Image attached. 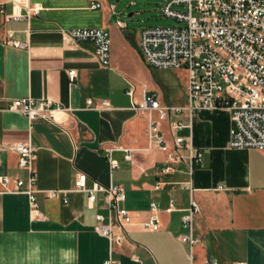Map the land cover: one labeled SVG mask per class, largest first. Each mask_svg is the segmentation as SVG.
Instances as JSON below:
<instances>
[{
  "label": "crops",
  "instance_id": "obj_1",
  "mask_svg": "<svg viewBox=\"0 0 264 264\" xmlns=\"http://www.w3.org/2000/svg\"><path fill=\"white\" fill-rule=\"evenodd\" d=\"M34 6L40 11L27 19H9ZM120 17L112 0H0V177L26 187L29 173L7 146L31 143L39 205L33 217L28 196L7 193L0 183V264H103L108 259L116 264H204L207 259L264 264V150L229 147L232 122L226 109L191 115L187 81L183 94L168 103L149 75L135 74L134 65L151 67L139 53L140 31L133 38L126 26L117 25L124 23ZM82 29L108 33L109 68L99 65L92 41L64 42V32ZM71 70L77 73L73 83ZM151 94L164 106L182 109L160 123L166 152L150 146L148 120L135 109ZM26 97L51 101L53 108L70 113L61 115L60 124L42 117L29 121L9 110L11 101ZM88 100L109 106L87 110ZM175 122L186 127L172 133ZM176 138L184 139L182 147L175 146ZM189 144L201 155L198 164L191 165ZM108 151L118 165L114 171ZM171 153L178 157L174 162ZM78 173L88 177V186L124 188L121 206L132 221L124 226L114 221L121 244L111 245L94 232L95 217L106 216L107 205L102 193L89 204L87 194L72 191ZM189 182L191 192L185 189ZM53 192L59 194L50 198ZM191 200L199 206L192 228L182 223ZM152 203L157 211H151ZM151 217L158 221L157 231L143 226ZM188 235L196 241L193 246L181 241Z\"/></svg>",
  "mask_w": 264,
  "mask_h": 264
},
{
  "label": "built area",
  "instance_id": "obj_2",
  "mask_svg": "<svg viewBox=\"0 0 264 264\" xmlns=\"http://www.w3.org/2000/svg\"><path fill=\"white\" fill-rule=\"evenodd\" d=\"M100 8V4L93 5ZM175 8H182L175 9ZM40 11L39 6L29 9L26 15L14 13L9 19L21 21L31 13ZM164 16L176 20L180 26L168 28H145L139 33V53L145 63L153 69L185 70L187 74L186 92L188 111L193 113L202 109H226L230 113L229 147L232 149L264 150V0H168L163 6ZM119 27L124 28L121 22ZM64 42L89 40L95 44L94 56L102 68L110 67L111 39L102 29L71 30L63 33ZM27 49L24 43H12ZM71 83L76 71L68 73ZM131 95V92H130ZM106 101L100 102V108L108 107ZM99 107L92 101L86 103L87 110ZM135 109L148 120V139L152 147L166 152L168 150L160 128L169 114L179 113L182 109L168 107L160 103L156 94L145 96ZM9 110L21 113L29 121L38 117L55 124L62 122L61 115L70 113L69 109L53 108L48 100H34L29 97L11 101ZM60 115V117H56ZM186 126L181 122L172 123L170 131L175 133ZM175 146L180 148L184 139L176 138ZM18 155V166L28 171L26 187L21 181H11L9 177H0V183L7 193L25 194L30 202V213L35 217L39 205L35 199L36 175L33 170L36 152L31 143H13L7 146ZM191 165L198 164L201 155L190 146ZM110 170L117 168V162L106 153ZM128 153L127 160H131ZM178 159L169 154V161ZM169 167L163 170L168 173ZM13 183V188L9 185ZM158 185L156 189H158ZM185 189L192 191L191 182ZM223 189V187H219ZM72 191L88 195V203L93 204L96 193H102L107 205V215H97L93 230L106 238L111 245L121 244V236L116 234L114 221L124 226L132 221V216L121 206L125 202L122 185L103 186L93 182L88 186V177L78 173ZM59 193H49L50 198ZM151 211H157L154 203ZM172 208V206H171ZM171 210V209H170ZM169 210V211H170ZM199 213V206L191 200L187 214L183 217L184 227L192 228L193 219ZM143 226L150 231L159 229L156 217H151ZM181 241L193 246L196 241L192 235L181 237ZM103 264H116L111 259ZM204 264H218L205 260ZM245 264V263H237Z\"/></svg>",
  "mask_w": 264,
  "mask_h": 264
},
{
  "label": "rangeland",
  "instance_id": "obj_3",
  "mask_svg": "<svg viewBox=\"0 0 264 264\" xmlns=\"http://www.w3.org/2000/svg\"><path fill=\"white\" fill-rule=\"evenodd\" d=\"M117 7V12L124 27L132 33L136 39L137 33L145 28H168L180 26L179 23L163 15L162 8L168 0H112ZM181 9L182 8H175ZM115 20V18H114ZM118 23V22H117ZM134 73L147 77L149 75L154 83L160 86L161 94L168 103L174 101V96H181L187 81L185 70H163L146 68L143 70L139 65L132 66ZM145 72V73H144Z\"/></svg>",
  "mask_w": 264,
  "mask_h": 264
},
{
  "label": "bare ground",
  "instance_id": "obj_4",
  "mask_svg": "<svg viewBox=\"0 0 264 264\" xmlns=\"http://www.w3.org/2000/svg\"><path fill=\"white\" fill-rule=\"evenodd\" d=\"M56 117L58 118V117H60V115H57Z\"/></svg>",
  "mask_w": 264,
  "mask_h": 264
}]
</instances>
